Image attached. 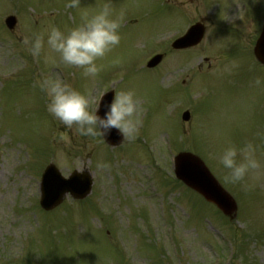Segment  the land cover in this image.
<instances>
[{"label": "rangeland", "instance_id": "rangeland-1", "mask_svg": "<svg viewBox=\"0 0 264 264\" xmlns=\"http://www.w3.org/2000/svg\"><path fill=\"white\" fill-rule=\"evenodd\" d=\"M261 1L111 0L113 15L123 14L122 39L98 61L104 69L94 80L50 49L33 56L23 37L50 24L66 31L106 0H82L79 8L66 7L69 0H0V264H264V174L226 183L218 164L227 142L248 141L260 145L264 164V86L254 83L264 68L251 61ZM8 16L17 20L12 31L4 25ZM196 22L205 29L201 43L172 52L173 32ZM162 50L163 63L146 69ZM48 77L90 94V110L103 82L114 94L135 89L139 135L110 148L67 129L35 86ZM185 111L192 114L187 123ZM180 152L203 159L233 196L234 220L173 181L171 159ZM98 161L110 167L98 169ZM49 164L64 177L88 169L91 193L43 212L38 179Z\"/></svg>", "mask_w": 264, "mask_h": 264}, {"label": "clouds", "instance_id": "clouds-1", "mask_svg": "<svg viewBox=\"0 0 264 264\" xmlns=\"http://www.w3.org/2000/svg\"><path fill=\"white\" fill-rule=\"evenodd\" d=\"M81 2L82 0H69L66 7L79 8ZM122 23L123 14L114 16L111 0H106L99 11L91 15L85 13L81 24L66 31L50 24L39 34L24 36L23 43L33 56H40L45 48L50 49L59 55L64 64L82 69L83 76L95 80L104 69V65L98 61L121 43ZM45 60L55 63L54 58L48 55ZM254 83L258 87L264 86V76H257ZM35 86L47 98V112L67 129L75 126L80 135L99 137L101 141L105 140L112 129H116L123 139L130 141L139 135L143 124L142 109L135 89L127 88L116 92L111 101L105 103V111L101 115L99 102L95 110H90V94H85L58 78L38 80ZM62 139L65 143H71L67 135ZM259 148L260 145L251 141L242 147L227 142L218 158V164L223 170H227L224 175L226 183L237 184L250 174H264V164L257 155ZM60 161L66 169H71L73 162L64 154H61ZM96 167L108 169L110 164L98 161Z\"/></svg>", "mask_w": 264, "mask_h": 264}, {"label": "water", "instance_id": "water-1", "mask_svg": "<svg viewBox=\"0 0 264 264\" xmlns=\"http://www.w3.org/2000/svg\"><path fill=\"white\" fill-rule=\"evenodd\" d=\"M7 27L12 29L15 22L14 18L10 17L5 21ZM196 32L195 41H190L186 44L178 45L173 44L175 48L187 47L197 41L202 36V29L194 28ZM254 55L256 59L264 64V25L262 33L256 42L254 48ZM160 57L154 58L148 67H152L159 61ZM186 118V116H185ZM107 136H113V139H108L105 137V141L110 145H118L121 143L122 136L115 130L112 129ZM174 172L176 177L182 181L186 186L200 194L204 199L209 202L214 203L225 215L233 218L236 212V205L232 198L219 186V184L210 175L208 170L205 168L204 164L195 156L182 153L179 154L175 159ZM56 170L53 166H50L45 171L42 178V195L40 205L45 210H51L62 201L65 191H70L74 193L75 197L84 198L90 191V180H86L89 176L85 173L80 181V176L73 175L69 180H60L58 175L55 174ZM56 182H61L59 186H56ZM71 182V183H69Z\"/></svg>", "mask_w": 264, "mask_h": 264}]
</instances>
